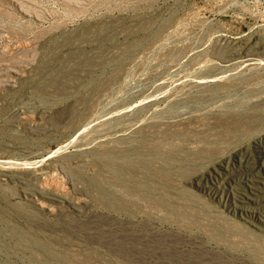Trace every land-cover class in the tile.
I'll list each match as a JSON object with an SVG mask.
<instances>
[{
	"label": "rangeland",
	"instance_id": "obj_1",
	"mask_svg": "<svg viewBox=\"0 0 264 264\" xmlns=\"http://www.w3.org/2000/svg\"><path fill=\"white\" fill-rule=\"evenodd\" d=\"M0 264H264V0H0Z\"/></svg>",
	"mask_w": 264,
	"mask_h": 264
},
{
	"label": "bare ground",
	"instance_id": "obj_2",
	"mask_svg": "<svg viewBox=\"0 0 264 264\" xmlns=\"http://www.w3.org/2000/svg\"><path fill=\"white\" fill-rule=\"evenodd\" d=\"M257 180V179H256ZM249 186H250V184H249ZM257 187V186H256ZM251 189V188H250ZM257 189V188H256ZM261 191V190H260ZM253 199V198H252ZM256 199V198H255Z\"/></svg>",
	"mask_w": 264,
	"mask_h": 264
}]
</instances>
